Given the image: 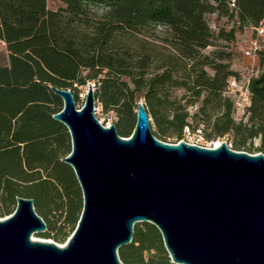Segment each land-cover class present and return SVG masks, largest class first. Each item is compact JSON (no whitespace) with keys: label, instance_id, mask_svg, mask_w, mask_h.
<instances>
[{"label":"trees","instance_id":"obj_1","mask_svg":"<svg viewBox=\"0 0 264 264\" xmlns=\"http://www.w3.org/2000/svg\"><path fill=\"white\" fill-rule=\"evenodd\" d=\"M58 1L65 7L52 11L46 0H0V41L8 54L7 65H0V218L14 211L17 198H29L46 226L36 237L62 244L81 215V188L72 167L62 161L71 151L70 135L52 119L62 101L49 87L70 90L76 100L78 87L93 84L95 103L115 114L113 125L121 137L131 134L135 103L143 98L152 134L161 142L181 140L185 127L199 129V123L191 127L189 122L199 116L210 128L206 138L230 136L232 150L264 154V49L260 72L247 85L246 121L234 119V102L224 94L229 79H238L229 54L204 53L215 38L207 15L233 19L239 29L255 27L264 21V0H234V8L231 0ZM87 4L106 12L88 20L83 17ZM81 21L90 31L84 41L68 30ZM124 32H151L188 62V76L178 77L170 68L150 72L148 55L119 57L111 43ZM234 32L219 36L229 40ZM175 89L200 101L193 115L172 98ZM256 138L260 145L253 148ZM117 255L122 264H173L159 230L148 222L134 224L131 242Z\"/></svg>","mask_w":264,"mask_h":264},{"label":"water","instance_id":"obj_2","mask_svg":"<svg viewBox=\"0 0 264 264\" xmlns=\"http://www.w3.org/2000/svg\"><path fill=\"white\" fill-rule=\"evenodd\" d=\"M49 89L62 101L52 119L70 135L62 161L81 188L82 212L64 245L32 240L45 223L31 199L17 198L0 218V264H122L118 248L138 222L159 230L173 264H264L263 153L161 142L141 100L121 137L95 117L91 84L80 109L70 90Z\"/></svg>","mask_w":264,"mask_h":264},{"label":"rangeland","instance_id":"obj_3","mask_svg":"<svg viewBox=\"0 0 264 264\" xmlns=\"http://www.w3.org/2000/svg\"><path fill=\"white\" fill-rule=\"evenodd\" d=\"M47 8L52 11H58L61 8H64L65 5L58 0H46ZM106 9L101 5L87 4L84 7V16L88 20H97L100 19ZM207 22L213 31L215 38L213 39V46H210L204 50L205 54L211 55L213 52H226L229 54V63L230 68L238 73L239 82L237 90L229 95L233 102L240 101L243 96H249L246 91L248 82L251 77H255L259 74L260 68L258 65V59H251L244 55V50L248 46L250 40L254 38V33L251 27H244L242 29L237 28V24L234 23V20H230L227 17H219L217 14H209L206 16ZM232 28H234V37L232 39H225V37H220V32H223L224 35L227 34ZM78 40L84 41L89 35L90 31L83 25V22H77L68 27ZM155 33L159 36L162 35L161 29H156ZM140 35L130 32H124L117 34L111 43V49L117 53L119 57H124L125 55H130L132 57H138L140 55H148L151 60V65L149 67L150 72H160L161 68H170L178 77H187L188 76V62L184 59L178 57V55L171 49L168 45L161 42L159 39L153 37V35ZM223 35V36H224ZM262 49H264V40L260 42ZM8 54L5 48V44L0 41V65H7ZM210 74L211 70L206 69ZM90 84V83H87ZM87 84L84 87H78L77 92H74L77 99L75 100L76 107L80 109L83 105L84 96L86 93ZM172 98L180 103L188 111L189 115H193L200 106V101L194 102L193 99H189L187 95L184 94V91L181 89H175L171 91ZM144 103L143 98H139ZM95 117L98 121L105 127H108L111 124H114L117 121L115 114L110 112H104L102 105L95 103ZM233 117L235 120L246 121L245 117V107H236L234 103V112ZM199 116L195 119H190L189 122L191 127H195L197 123L199 129L202 130V135L204 137L203 147L214 148L216 142H226L227 146L230 148L231 137L227 136L225 138H206L205 134L210 132V128L206 127L205 121H200ZM150 126H152L151 119ZM135 122V119H134ZM206 130V132H204ZM192 132V131H191ZM169 143H178L181 140H176L175 138L167 139ZM260 145V139H253L251 146L257 148ZM42 233L34 234L38 236ZM55 233H51V236ZM70 237V236H69ZM68 239V238H67ZM65 240V242L67 241ZM50 242H54L57 245H64V243H58L53 239H47Z\"/></svg>","mask_w":264,"mask_h":264},{"label":"built area","instance_id":"obj_4","mask_svg":"<svg viewBox=\"0 0 264 264\" xmlns=\"http://www.w3.org/2000/svg\"><path fill=\"white\" fill-rule=\"evenodd\" d=\"M230 8H234V0H231L229 3ZM254 38L250 40L248 46L244 50V55L246 57H249L251 59H258L259 58V51L262 50V45L260 44L261 41L264 40V21H261L259 25L255 27H251ZM93 86V84H91ZM239 82L231 78L228 81L226 90L224 92L225 95L229 96L231 95L234 90L238 88ZM248 92V90L246 89ZM230 97V96H229ZM236 107H246L249 103V96H243L240 101L234 102ZM181 141L190 144V145H196L199 147H203L204 137L201 133L200 129L195 130L194 132H191V130L188 127H185L183 130V137ZM214 147V146H213ZM210 148V147H209ZM215 148V147H214Z\"/></svg>","mask_w":264,"mask_h":264},{"label":"bare ground","instance_id":"obj_5","mask_svg":"<svg viewBox=\"0 0 264 264\" xmlns=\"http://www.w3.org/2000/svg\"><path fill=\"white\" fill-rule=\"evenodd\" d=\"M219 145V142H216L215 143V146L214 147H217ZM32 240H36V239H38L35 235H32ZM42 240H44V239H42ZM48 241V240H47Z\"/></svg>","mask_w":264,"mask_h":264}]
</instances>
